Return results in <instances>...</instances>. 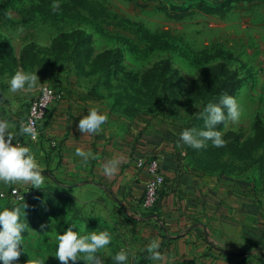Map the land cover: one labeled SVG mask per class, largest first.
I'll list each match as a JSON object with an SVG mask.
<instances>
[{
  "label": "rangeland",
  "instance_id": "obj_1",
  "mask_svg": "<svg viewBox=\"0 0 264 264\" xmlns=\"http://www.w3.org/2000/svg\"><path fill=\"white\" fill-rule=\"evenodd\" d=\"M7 1L0 0L3 36L20 27L21 18L30 17L28 11L38 0ZM100 2L108 9L105 20L96 21L85 11L77 14L78 20L61 19L58 11L53 12L57 20L48 25L44 14H34L32 28L50 26L57 36L50 64H72L113 110L163 127L201 169L242 179L264 207V0ZM199 3L205 6L199 8ZM223 97L236 100L242 109L238 122L212 129L221 134L224 147L194 149L180 141L185 128L205 127L199 113ZM49 193L37 198L29 191L20 204L0 198V210L20 206L21 222L28 225L13 264H25L29 255L45 264H61L55 257L56 237L72 225L80 235L108 231L111 242L96 255L102 264H112L122 248L117 222L86 214L61 189ZM75 264L86 262L81 256Z\"/></svg>",
  "mask_w": 264,
  "mask_h": 264
},
{
  "label": "crops",
  "instance_id": "obj_2",
  "mask_svg": "<svg viewBox=\"0 0 264 264\" xmlns=\"http://www.w3.org/2000/svg\"><path fill=\"white\" fill-rule=\"evenodd\" d=\"M20 23L11 34L0 33V120L14 123L11 131L18 133L43 85L64 96L42 124V141L26 144L21 135L13 141L29 146L42 165V188L0 182V193L17 188L44 198L51 196L49 190L61 189L86 214L110 216L121 233L118 246L129 252L126 264H169L170 257L171 264H264V207L245 181L201 169L163 127L113 110L72 64H50L57 38L50 26L32 28L35 22L23 18ZM19 69L37 73V81L31 89L11 92L9 81ZM92 107L108 119L98 132L83 134L78 123ZM78 148L94 158L85 163L76 155ZM150 156L159 158L166 182L155 212L145 214L141 202L149 176L137 160ZM112 159L120 163L109 177L103 166ZM152 239L160 241V261L148 259Z\"/></svg>",
  "mask_w": 264,
  "mask_h": 264
},
{
  "label": "clouds",
  "instance_id": "obj_3",
  "mask_svg": "<svg viewBox=\"0 0 264 264\" xmlns=\"http://www.w3.org/2000/svg\"><path fill=\"white\" fill-rule=\"evenodd\" d=\"M58 3L54 0L52 9L55 12ZM22 30V29H21ZM37 81V73H29L19 69L9 81V90L16 92L26 87L31 89ZM15 111V107L12 108ZM241 111L236 100L223 97L219 104L208 103L203 111L199 113L204 120L203 129L185 128L180 133V141L194 148L201 149L210 145L213 149H221L224 143L221 134L212 129L219 125L235 124L241 117ZM108 119L107 115L102 113L97 107L88 110L78 123V129L83 134L96 133ZM14 123L6 120H0V182L4 184H13L16 182L30 183L34 188H42L45 176L42 165L38 162L35 154L29 146H25L18 141L13 143L16 135L30 136L35 140L36 131L34 121L29 118L27 122L21 121L18 133H13L11 129L15 128ZM76 155L82 157L86 163L89 158H94L91 151L85 152L78 148ZM119 159L109 160L103 166L104 174L111 177L118 170ZM142 164L143 161L141 160ZM15 192V189H13ZM21 207L14 206L11 209L5 207L0 210V262L2 264H13L21 255V245L24 237L22 233L28 229V225L21 222ZM75 225L69 227L66 232L56 237L57 247L55 257L61 264H75L82 256L86 264H102L100 258L96 255L98 250L105 248L111 242V234L108 231H92L86 235H80L74 231ZM161 247L158 239H152L147 245L149 253L148 259L160 261L163 259ZM24 251V249H23ZM25 264H45V261L36 256H30ZM129 258V252L121 249L112 256L115 264H126ZM173 257L169 258V264Z\"/></svg>",
  "mask_w": 264,
  "mask_h": 264
},
{
  "label": "built area",
  "instance_id": "obj_4",
  "mask_svg": "<svg viewBox=\"0 0 264 264\" xmlns=\"http://www.w3.org/2000/svg\"><path fill=\"white\" fill-rule=\"evenodd\" d=\"M64 94L62 91L55 89L52 85L45 84L41 87L39 94L28 105L25 122L29 118L34 121V128L36 131V139L32 140L30 136H22V141L26 144L37 143L43 140L42 124L45 122L50 114L52 108L60 103ZM51 146L56 143H50ZM143 161L141 164L140 161ZM137 166L140 169H145L148 173L149 180L146 184L144 197L141 202V210L145 214H152L158 207L160 194L165 185V176L163 174L161 162L159 158L140 157L137 160ZM15 189V192H13ZM9 193H0V198L7 199L13 203L21 202L29 197V191H20L13 188Z\"/></svg>",
  "mask_w": 264,
  "mask_h": 264
},
{
  "label": "trees",
  "instance_id": "obj_5",
  "mask_svg": "<svg viewBox=\"0 0 264 264\" xmlns=\"http://www.w3.org/2000/svg\"><path fill=\"white\" fill-rule=\"evenodd\" d=\"M15 1H21V0H8L7 5H12V3ZM100 1L101 0H64L61 3H58V8L55 12H58V11L62 12L63 15L61 19L78 20L81 17H79L80 15H77V14L80 13V11H85L90 16H92L93 19L96 21L105 20L107 18L106 15H107L108 9ZM53 2L54 0H38L37 3L31 5L30 11H28V13L30 12V17L28 18L24 17L23 22L26 23L29 21H33L35 17L34 14L38 15L39 13L44 14V16H46L48 20L56 21L57 18L55 17V14H54L55 12L52 9ZM204 4L205 3H199L198 7L201 8L205 6ZM70 13H73L76 15L74 16L68 15ZM147 36L150 37V35H147ZM4 200H7V199H4ZM22 202L24 201H21L15 204H20Z\"/></svg>",
  "mask_w": 264,
  "mask_h": 264
}]
</instances>
